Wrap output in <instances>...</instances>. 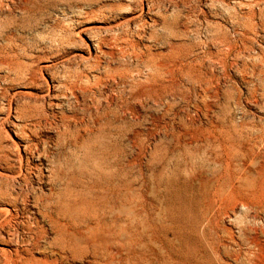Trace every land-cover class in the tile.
<instances>
[{
	"label": "rangeland",
	"instance_id": "374dc122",
	"mask_svg": "<svg viewBox=\"0 0 264 264\" xmlns=\"http://www.w3.org/2000/svg\"><path fill=\"white\" fill-rule=\"evenodd\" d=\"M86 155L148 235L212 213L234 264H264V0H0V264H92L45 216L55 160Z\"/></svg>",
	"mask_w": 264,
	"mask_h": 264
},
{
	"label": "bare ground",
	"instance_id": "6f19581e",
	"mask_svg": "<svg viewBox=\"0 0 264 264\" xmlns=\"http://www.w3.org/2000/svg\"><path fill=\"white\" fill-rule=\"evenodd\" d=\"M54 163L51 181L57 183L60 191L52 195L54 203L45 202V216L55 232L56 247L64 255L72 257L83 251L81 257L89 255L92 264H234L240 260L239 254L231 252L216 236V240L211 239L212 213L206 214L205 225L188 233L189 240L185 242L183 231H176L177 226L163 225L160 214H155L152 220L161 224L163 231L158 239L146 233L145 222L140 221L139 229L135 217L144 216L133 212L128 184L106 174L98 166L102 163L98 158L86 155L75 165H69L71 178L64 170L63 160ZM18 197L0 189V215H8V207L16 206ZM170 231L172 238L168 237ZM258 255L251 252V264H259ZM21 258H12L11 264H51L47 259Z\"/></svg>",
	"mask_w": 264,
	"mask_h": 264
}]
</instances>
